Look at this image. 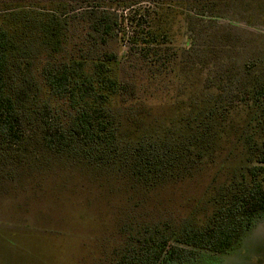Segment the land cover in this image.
Returning <instances> with one entry per match:
<instances>
[{
  "label": "trees",
  "instance_id": "obj_1",
  "mask_svg": "<svg viewBox=\"0 0 264 264\" xmlns=\"http://www.w3.org/2000/svg\"><path fill=\"white\" fill-rule=\"evenodd\" d=\"M223 1L37 0L0 12L1 167L11 176L34 145L135 193L191 176L214 151L243 82L214 79L210 100L178 130L144 128L129 138L123 120L139 123L143 106L128 103L135 89L120 71L153 80L176 72L182 55L168 45L174 25L215 16ZM258 134L248 140L244 173L223 188L205 221L128 217L102 264H201L234 249L264 217V116Z\"/></svg>",
  "mask_w": 264,
  "mask_h": 264
},
{
  "label": "rangeland",
  "instance_id": "obj_2",
  "mask_svg": "<svg viewBox=\"0 0 264 264\" xmlns=\"http://www.w3.org/2000/svg\"><path fill=\"white\" fill-rule=\"evenodd\" d=\"M28 5L37 0H0V12ZM219 5L215 16L181 17L174 25L168 45L182 55L176 64L182 76L169 69L153 80L120 71L134 85L128 103L143 106L139 123L123 120L129 138L144 128L178 130L204 106L201 100H210L214 79L243 82L202 166L183 181L135 193L33 145L11 176L0 165V264H102L128 217L205 221L223 188L248 166V140H258L264 116V0ZM201 264H264V217L234 249Z\"/></svg>",
  "mask_w": 264,
  "mask_h": 264
}]
</instances>
